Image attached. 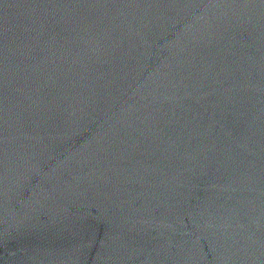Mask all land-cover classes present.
<instances>
[{
    "label": "water",
    "instance_id": "water-1",
    "mask_svg": "<svg viewBox=\"0 0 264 264\" xmlns=\"http://www.w3.org/2000/svg\"><path fill=\"white\" fill-rule=\"evenodd\" d=\"M0 264H264V0H0Z\"/></svg>",
    "mask_w": 264,
    "mask_h": 264
}]
</instances>
